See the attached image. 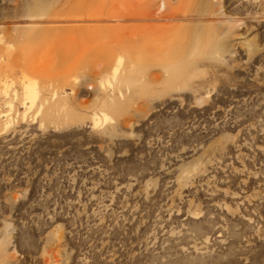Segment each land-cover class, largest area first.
I'll use <instances>...</instances> for the list:
<instances>
[{"label":"rangeland","instance_id":"rangeland-1","mask_svg":"<svg viewBox=\"0 0 264 264\" xmlns=\"http://www.w3.org/2000/svg\"><path fill=\"white\" fill-rule=\"evenodd\" d=\"M124 1L0 0V264H264V0Z\"/></svg>","mask_w":264,"mask_h":264},{"label":"bare ground","instance_id":"bare-ground-1","mask_svg":"<svg viewBox=\"0 0 264 264\" xmlns=\"http://www.w3.org/2000/svg\"><path fill=\"white\" fill-rule=\"evenodd\" d=\"M140 2H141V0H140ZM140 2H138L137 0H125L124 1L125 8H126L125 10H127L126 13H125V11H123L124 14H125L124 15L125 18H129V19L134 18V20L135 19L136 20L139 19V20H142V21H146V20L149 19V16H151V15H149V14L146 15V13L144 15L142 14L141 18H139L137 15L134 16V14H138L137 11L141 10L139 8L140 4L138 6V3H140ZM144 4H146V3H144ZM144 4L143 3L141 4L142 7L144 6ZM164 10H165V4L164 3H158V5H157V12L158 13H156V15H155L156 18L155 19L161 18L163 16L162 14H163ZM123 12H122V16H123ZM118 13H119V11H118ZM148 13H151V12H148ZM120 15H118V17ZM31 43H33V42H31ZM29 44L30 43H27V40L25 38L21 42L16 43V46L15 45H12V46L10 45L9 47H7L5 49V51L0 53V87L2 89L0 91V93L6 94V90H8V89H6L8 87L7 86L8 83L12 82L13 80H16L21 85V90H22V92H21V96H22L21 101H22V104L24 106H25V102L26 103L28 102L29 106H32V104L34 103L35 98L37 97V92H36V88H35V82L32 81L31 79H27V76L25 74H24L25 76L21 75L20 77L16 78V76H15L16 70L21 69V68H25V67L26 68L29 67L30 69L37 70V69H40L42 67H45L47 62H48L47 58L48 59L50 58V52H51L49 50L50 47H51L50 46L47 50L46 49L43 50V53L41 54V56L39 55V57H37L38 59H36L37 60L36 61L35 57H31L32 56V52L31 51H33V48ZM34 46H36V44ZM36 47H38V46H36ZM17 52L19 53V57L18 58L15 56V55H17ZM36 55H38V54H36ZM110 58H106V60H105L106 61L105 62L106 65L109 64ZM122 59H123V56L122 55H118V54L114 58L113 65L110 67L108 76L105 77V82L106 83L115 82V81H123V79L125 78L124 76L123 77H117V71H118V68L120 67L119 65L121 64ZM21 73L23 74V72H21ZM55 96H58V95L55 93L54 90H52L51 91V98H54ZM48 101L49 100H46V99L41 100V105L45 106ZM106 119L107 118L104 117V120H106ZM97 123H98L97 121H94V125H97Z\"/></svg>","mask_w":264,"mask_h":264}]
</instances>
